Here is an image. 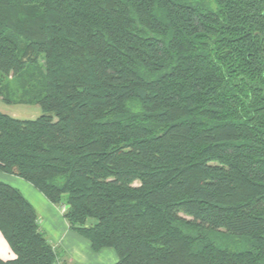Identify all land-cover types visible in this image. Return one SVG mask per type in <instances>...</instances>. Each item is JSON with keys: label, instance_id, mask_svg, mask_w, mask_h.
Wrapping results in <instances>:
<instances>
[{"label": "trees", "instance_id": "1", "mask_svg": "<svg viewBox=\"0 0 264 264\" xmlns=\"http://www.w3.org/2000/svg\"><path fill=\"white\" fill-rule=\"evenodd\" d=\"M0 170L116 264H264V0H0ZM94 222H91V220ZM0 264H61L0 180Z\"/></svg>", "mask_w": 264, "mask_h": 264}, {"label": "crops", "instance_id": "2", "mask_svg": "<svg viewBox=\"0 0 264 264\" xmlns=\"http://www.w3.org/2000/svg\"><path fill=\"white\" fill-rule=\"evenodd\" d=\"M13 105L32 106L28 104L6 103L0 97V110L10 116L18 117L17 112L12 111ZM28 111L29 109L25 110V112ZM0 180L19 189L32 204L39 216L42 229L46 232L50 242L62 253L63 264L117 263L118 255L114 250L104 248L98 252L94 251L91 247V242L70 227L64 216V208L52 203L29 181L14 173L2 170H0ZM15 256V253L0 231V257L8 260L15 258Z\"/></svg>", "mask_w": 264, "mask_h": 264}, {"label": "rangeland", "instance_id": "3", "mask_svg": "<svg viewBox=\"0 0 264 264\" xmlns=\"http://www.w3.org/2000/svg\"><path fill=\"white\" fill-rule=\"evenodd\" d=\"M26 109L27 110L29 109V111L25 112ZM12 111L17 112V114H18L17 118H20V119H35V118H37L43 114V111L39 105H32L30 107L13 105ZM91 222H94V220L92 219ZM110 249L114 250L112 248H110ZM114 252H116V251L114 250ZM116 254H117V252H116ZM61 264H63L62 260H61Z\"/></svg>", "mask_w": 264, "mask_h": 264}]
</instances>
